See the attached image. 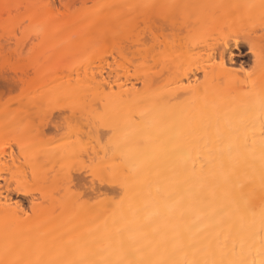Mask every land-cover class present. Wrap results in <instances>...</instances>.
<instances>
[{"label":"bare ground","instance_id":"obj_1","mask_svg":"<svg viewBox=\"0 0 264 264\" xmlns=\"http://www.w3.org/2000/svg\"><path fill=\"white\" fill-rule=\"evenodd\" d=\"M257 28L264 0H0L32 202L0 196V264H264V62L229 44ZM51 109L74 123L56 144ZM74 171L112 193L79 201Z\"/></svg>","mask_w":264,"mask_h":264},{"label":"rangeland","instance_id":"obj_2","mask_svg":"<svg viewBox=\"0 0 264 264\" xmlns=\"http://www.w3.org/2000/svg\"><path fill=\"white\" fill-rule=\"evenodd\" d=\"M165 21L164 19H160L158 22L159 29L157 32L161 33L159 34V39L162 36L166 37L172 33L169 25H167L169 24L168 21ZM179 35H182V33H179ZM171 37L174 38L176 36L173 37L171 35ZM5 39L3 37L0 41V196L5 198V192H9L8 189L12 190L15 188L17 199L19 200L17 204L18 210L20 208L28 210L32 202H30L28 195L23 192L22 180L18 178V173L16 174L13 171L15 166H17L15 161L17 158V149L11 141L10 135L12 132L9 135V132H6L7 128L5 129V127H9L6 126L9 121L8 115L10 116L11 112L18 109V102L19 98L22 97L23 88L20 84L12 81L11 68L15 62L12 52L15 46L12 41L6 43L4 41ZM168 39L170 40L171 38ZM229 44L236 48L234 50L238 56L235 55L238 60L234 64L235 67L238 65L240 68L243 66L245 69L250 70L257 61L264 62V30L257 28L252 35L241 33L235 36L230 35ZM250 45H253L256 56L249 51L248 48ZM35 123L37 128L43 132L42 136L52 141L53 144H56L57 140L65 137L69 124H74L71 120H65V115L58 114L56 109H51L45 116L37 118ZM86 176V173L78 174L74 171L72 172L71 180L64 181L66 183L65 186H69L68 189L73 190L72 192L77 196L79 201L95 203L112 193L111 186L105 181L96 178L90 181L91 178ZM7 192L6 194H8ZM3 198H0V202L1 200L3 202ZM5 199H7V195Z\"/></svg>","mask_w":264,"mask_h":264},{"label":"snow or ice","instance_id":"obj_3","mask_svg":"<svg viewBox=\"0 0 264 264\" xmlns=\"http://www.w3.org/2000/svg\"><path fill=\"white\" fill-rule=\"evenodd\" d=\"M8 7V5H5V8H7Z\"/></svg>","mask_w":264,"mask_h":264}]
</instances>
